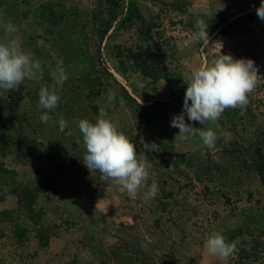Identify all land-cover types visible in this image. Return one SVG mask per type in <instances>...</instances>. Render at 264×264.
I'll list each match as a JSON object with an SVG mask.
<instances>
[{
  "label": "rangeland",
  "instance_id": "rangeland-1",
  "mask_svg": "<svg viewBox=\"0 0 264 264\" xmlns=\"http://www.w3.org/2000/svg\"><path fill=\"white\" fill-rule=\"evenodd\" d=\"M126 1L0 0V39L4 24L16 25L21 47L43 67L39 80L25 79L18 90L0 93V264H220L204 249L211 232L236 245L233 237L247 227L250 239L264 242V148L262 173L250 164L232 176L222 178L217 172L203 184H191L202 161L223 164L215 154L225 132L216 121L193 125L185 115L193 127L216 132L215 147L207 149L198 136L175 139L170 126L182 111L183 80L191 67L217 56L218 43L222 55H232L236 41L214 34L205 51L192 40L180 13L168 10L172 0H132L147 19L155 20L157 10L162 11L155 33L170 45L168 78L151 82L138 73L122 75L112 54L117 46L136 44V28L110 31L99 45L89 13L118 11ZM253 1L229 0L220 13L234 20L255 11ZM252 26L264 34V21ZM58 59L68 79L58 89L56 109L48 114L68 121L63 133L52 121L43 123L40 116L46 110L38 109L40 85L53 83L48 70ZM126 93L142 106L157 101V114L149 121L142 118ZM101 113L130 139L138 155L147 157V189L142 187L135 199L83 164L85 149L74 121L95 123ZM239 131L249 138L246 122ZM162 145L183 155L177 169L161 157ZM153 180L158 194L146 199ZM124 210L137 220L127 224ZM223 264H237L235 255Z\"/></svg>",
  "mask_w": 264,
  "mask_h": 264
},
{
  "label": "clouds",
  "instance_id": "clouds-1",
  "mask_svg": "<svg viewBox=\"0 0 264 264\" xmlns=\"http://www.w3.org/2000/svg\"><path fill=\"white\" fill-rule=\"evenodd\" d=\"M256 14L259 19L264 20V0H261ZM3 29L4 36L0 39V93H8L18 90L25 79L39 80L43 67L38 58L21 47L20 37L16 35V25L6 23ZM192 40L205 45L209 43L208 23L203 19L195 21ZM218 44L220 48L217 56L191 67L186 75L183 80L187 87L182 111L170 121L171 127L179 129L175 139L198 136L207 149L215 147L216 132L211 128L203 130L202 127H193L191 123L185 122V115L189 122L203 125L207 121L218 120L226 109L244 110L249 103V94L264 80L258 75L259 68L253 60L234 59L230 54L222 55V45ZM48 74L53 83L41 84L38 91V109L46 110L40 120L43 123L52 121L63 133L69 127L68 121L63 116L52 120L48 114L56 109L60 101L58 89L68 79L63 60L58 59L55 67H49ZM105 116L106 113H101L96 117L95 123L87 119L74 121L85 149L83 164L90 172H98L102 179H111L130 198L135 199L141 186L149 179L150 165L147 157L138 155L130 139ZM71 134V131L68 132V135ZM229 135L230 133H224L225 137ZM158 191V184L153 180L145 198H155ZM204 249L209 258L223 264L234 254L236 245L235 242H227L220 232L213 231L206 237Z\"/></svg>",
  "mask_w": 264,
  "mask_h": 264
},
{
  "label": "trees",
  "instance_id": "trees-1",
  "mask_svg": "<svg viewBox=\"0 0 264 264\" xmlns=\"http://www.w3.org/2000/svg\"><path fill=\"white\" fill-rule=\"evenodd\" d=\"M261 0H254V9L260 6ZM191 3L186 0H172L168 5V10L184 14L190 8ZM161 9L156 14V19L147 20L138 13L137 5L134 1L128 0L125 6L118 11L110 8H105L101 11H91L89 13L90 21L95 28L100 44L104 39L110 38V31L117 28L129 29L136 28V44L131 47L117 46L113 55L115 61V70L125 75L128 72L138 73L142 78L148 79L151 82L156 80H167V58L170 51V45L167 42L161 41L155 33L158 30L156 20L159 19ZM208 23V37L209 43L205 45L203 42H198L197 45L208 51L212 44V37L216 34L217 37L232 38L236 41V46L232 51L234 59H251L258 66L260 75L264 78V64L261 63L262 54L264 53V34L255 32L252 22L264 21L258 18L256 10L249 13H244L234 20H227L222 14H216L209 20H204ZM193 33L195 31V23L186 24ZM156 40L158 45H151ZM97 59L101 58V53L97 49ZM186 87H182L183 95ZM126 100L135 106L136 112L142 111V118L151 120L156 114L159 103L154 101L152 103L139 105L127 93ZM249 103L246 109H226L221 117L216 120L218 125L224 132L230 133L222 144V147L215 154L219 160L223 161L222 165L208 164L202 161L197 171H194L190 183L198 181L203 184V180L212 178L220 174L222 178L232 176L233 171L239 167L249 166L252 164L258 173L263 171V148H264V113L261 107L264 108V80L257 84L255 90L248 96ZM256 102V103H255ZM262 119L258 118V116ZM246 122L249 138L239 131L241 122ZM193 125L199 124L193 122ZM243 129V127H242ZM179 133V129L175 128L172 131V136L175 137ZM161 157L167 163L174 164L177 169L183 161V155L175 151L169 145H162ZM232 164V165H231ZM237 164V165H236ZM192 166V163H190ZM214 169V170H213ZM206 190L208 188L204 186ZM163 208L166 204L162 205ZM251 229L243 228L233 237L236 242V251L234 252L237 264H264V242L260 239L253 240L251 237Z\"/></svg>",
  "mask_w": 264,
  "mask_h": 264
},
{
  "label": "crops",
  "instance_id": "crops-1",
  "mask_svg": "<svg viewBox=\"0 0 264 264\" xmlns=\"http://www.w3.org/2000/svg\"><path fill=\"white\" fill-rule=\"evenodd\" d=\"M186 1H189L191 3V6L186 13L184 14L180 13L181 15L180 18L184 23L189 24V23H195L197 19L209 20L216 14L218 13L221 14L220 11L224 8V6L228 3L229 0H186ZM175 13H178V12H175ZM140 14H142L144 18L146 17L145 14H143L142 12H140ZM147 18L148 17H146V19ZM147 20H150V19H147ZM142 187L147 189L146 184L142 185L139 190H142ZM123 215H125L124 219L127 220V224L130 220H132V222L137 220L136 214L128 213L126 210L123 211Z\"/></svg>",
  "mask_w": 264,
  "mask_h": 264
}]
</instances>
